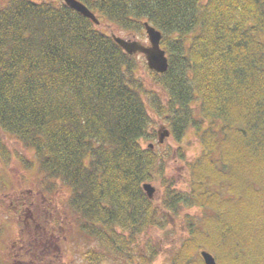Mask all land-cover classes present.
<instances>
[{"label": "trees", "instance_id": "obj_1", "mask_svg": "<svg viewBox=\"0 0 264 264\" xmlns=\"http://www.w3.org/2000/svg\"><path fill=\"white\" fill-rule=\"evenodd\" d=\"M0 1V158L11 157L4 135L34 150L26 161L48 199L29 197L36 219L82 237L90 263L153 264L149 232L195 205L168 264H205L202 249L218 264H264V0H83L113 29L163 30L167 71L143 60L152 86L143 54L64 1ZM155 117L179 141L202 124L184 188L166 173L169 153L142 143ZM158 180L160 201L143 188ZM143 233L145 250L133 249Z\"/></svg>", "mask_w": 264, "mask_h": 264}, {"label": "rangeland", "instance_id": "obj_2", "mask_svg": "<svg viewBox=\"0 0 264 264\" xmlns=\"http://www.w3.org/2000/svg\"><path fill=\"white\" fill-rule=\"evenodd\" d=\"M101 28L124 37H136V39H140L144 43H149L145 29L137 31V33H130L128 30L113 29L111 25L106 23H103ZM139 58L141 60L139 71L149 83V86H152L154 77L149 72L146 58L142 57V55H139ZM143 60H145L148 68ZM155 120L153 128L157 132V136L151 139H143L142 143L144 146L153 144L152 146L160 154L166 155V153H169V155H166L167 159L164 165L166 173L170 177L175 176L177 178V187L184 188L185 179L188 175L187 161L196 158L202 152V141L197 134L198 127L202 126V124L200 122L192 124L187 129L182 141H179L176 135L172 133L170 136L165 137L163 143H159L158 130L160 126L164 124L168 128L170 126L158 117H155ZM4 139L11 149V157L7 161H3L0 158V236L2 239L0 241V249L4 264H44L46 260L50 264H56L54 263L56 261H59L60 264H93L90 263L85 254L83 255L87 245L82 237L78 238L77 234H75L72 238L64 228L62 229L63 231L58 228L52 230L48 228V226L53 228L49 220H46L45 223L34 217L29 197L32 198L38 195H40V198L43 197L40 193L41 186L39 181H37L39 176L38 166L35 162L30 165L29 161H26H35L34 150L12 135H4ZM152 184L156 188L153 199L160 201L165 191V186L159 180L152 182ZM16 194H19L18 200L20 201L18 202L11 199ZM68 196L69 191L63 185L59 193V199L64 200ZM43 198L48 200L46 196ZM59 199L56 200L59 201ZM186 212L194 213L198 216L202 214V210L198 206L186 204L181 216L174 215L171 218V224L167 231L155 228L149 232L150 240L157 243L160 248V253L153 264H168L170 255L175 250V247H178L188 235L185 219ZM144 234L141 236L143 240L136 238L133 249L140 248L145 250V246L149 241ZM55 250L59 252L58 259L60 260L55 257L57 252ZM19 251L25 256L22 257L18 253ZM134 254V256L138 257L136 251ZM9 257L12 258L8 259ZM100 264H113V261L105 260ZM136 264L142 263L137 262Z\"/></svg>", "mask_w": 264, "mask_h": 264}, {"label": "water", "instance_id": "obj_3", "mask_svg": "<svg viewBox=\"0 0 264 264\" xmlns=\"http://www.w3.org/2000/svg\"><path fill=\"white\" fill-rule=\"evenodd\" d=\"M64 2L81 12L85 16L90 17L96 24L100 23L97 15L81 0H64ZM144 27L147 31V35L150 41L149 45L144 44L142 41L136 38L124 37L111 32L115 41L121 45V47L130 54L141 52L145 54L148 66L158 72H165L169 67V59L166 50L161 46L163 33L155 25L151 24L148 20L144 21ZM171 134V130L165 125H161L158 130L159 141L163 142L165 137ZM153 144H151L152 146ZM143 188L147 195L152 199L154 197L156 188L150 181L143 183ZM201 255L205 261V264H218L216 257L208 250H202Z\"/></svg>", "mask_w": 264, "mask_h": 264}, {"label": "bare ground", "instance_id": "obj_4", "mask_svg": "<svg viewBox=\"0 0 264 264\" xmlns=\"http://www.w3.org/2000/svg\"><path fill=\"white\" fill-rule=\"evenodd\" d=\"M64 1V0H63ZM81 1H83V0H81ZM84 2V1H83ZM65 3V2H64ZM85 3V2H84ZM66 4V3H65ZM86 4V3H85ZM67 5V4H66ZM87 5V4H86ZM88 6V5H87ZM89 7V6H88ZM72 8V7H71ZM90 8V7H89ZM74 9V8H73ZM91 9V8H90ZM76 10V9H75ZM92 10V9H91ZM77 11V10H76ZM93 11V10H92ZM79 12V11H78ZM94 12V11H93ZM81 13V12H80ZM95 13V12H94ZM82 14V13H81ZM96 15H97V13H95ZM84 15V14H83ZM158 28V27H157ZM143 29H145V27L143 28ZM158 29H160V28H158ZM161 31H162V33H163V37H164V32H163V30L162 29H160ZM145 31H146V29H145ZM146 34H147V31H146ZM165 50H167L166 48H165ZM167 55H168V52H167ZM168 59H169V55H168ZM149 146H151V144H149ZM217 263H218V261H217Z\"/></svg>", "mask_w": 264, "mask_h": 264}, {"label": "flooded vegetation", "instance_id": "obj_5", "mask_svg": "<svg viewBox=\"0 0 264 264\" xmlns=\"http://www.w3.org/2000/svg\"><path fill=\"white\" fill-rule=\"evenodd\" d=\"M46 229H47V227H46ZM60 237H61V236H60ZM18 253H19V254H20L22 257H24V256H25V255H22V253H21L20 251H19ZM50 261H51V260H50ZM41 263H42V262H41ZM45 263H46V264H50V263H49L47 260H46V262H45ZM45 263H44V264H45Z\"/></svg>", "mask_w": 264, "mask_h": 264}]
</instances>
